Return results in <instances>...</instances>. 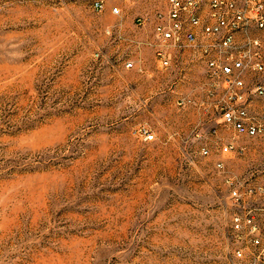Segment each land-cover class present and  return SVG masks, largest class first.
Masks as SVG:
<instances>
[{"label":"rangeland","instance_id":"374dc122","mask_svg":"<svg viewBox=\"0 0 264 264\" xmlns=\"http://www.w3.org/2000/svg\"><path fill=\"white\" fill-rule=\"evenodd\" d=\"M94 1L0 0V264H243L226 180L264 182V134L197 104L198 56L159 67L167 0Z\"/></svg>","mask_w":264,"mask_h":264},{"label":"built area","instance_id":"2783aa9c","mask_svg":"<svg viewBox=\"0 0 264 264\" xmlns=\"http://www.w3.org/2000/svg\"><path fill=\"white\" fill-rule=\"evenodd\" d=\"M94 7L102 10L103 0H95ZM111 10L119 12V6ZM154 37L162 70L184 71L192 56L203 60L206 99L198 105L217 111L218 122L237 135L264 134V119L250 109L253 97L264 98V0H167L166 9L157 14ZM177 102L184 105L186 100ZM140 132L145 140L153 139L149 130ZM217 148L221 153L238 151L234 140ZM201 152L209 154L210 147L203 146ZM216 166L225 171L222 159ZM226 181L231 187L234 254L243 264H264V182L255 171L228 175Z\"/></svg>","mask_w":264,"mask_h":264},{"label":"crops","instance_id":"0c3cea01","mask_svg":"<svg viewBox=\"0 0 264 264\" xmlns=\"http://www.w3.org/2000/svg\"><path fill=\"white\" fill-rule=\"evenodd\" d=\"M264 99V98H262ZM264 100L259 99L258 97H253V99L251 100L250 103V109L251 111H257V112H261L262 109H264V107L261 106V102ZM259 171H264V166H262V168H258ZM257 201L259 202V200H253V203H257ZM253 203H250L251 205ZM254 205V204H253Z\"/></svg>","mask_w":264,"mask_h":264}]
</instances>
